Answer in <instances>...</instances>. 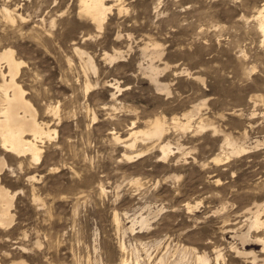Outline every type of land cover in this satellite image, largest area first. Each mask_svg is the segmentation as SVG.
Masks as SVG:
<instances>
[{"label": "rangeland", "instance_id": "1", "mask_svg": "<svg viewBox=\"0 0 264 264\" xmlns=\"http://www.w3.org/2000/svg\"><path fill=\"white\" fill-rule=\"evenodd\" d=\"M263 3L108 0L112 8L100 29L79 13L78 0H0V50L11 47L23 61L16 80L38 118L56 129L40 163L6 160L2 181L14 193L15 215L0 229L1 263L136 264L139 254L141 263L154 264L177 243L207 254L210 264H252L236 254L243 249L237 234L246 231L247 208L258 204L264 219V144L219 166L210 158L226 134L248 146L264 142V47L255 19ZM152 43L160 45L157 53ZM150 63L168 92L150 80ZM201 104L195 121L203 118L219 133L174 128L173 117ZM48 105L57 107L55 117ZM158 115L169 129L159 143L169 140L176 151L179 142L190 154L159 161L155 147L124 159L143 148L131 152L111 132L126 138L132 121L143 129ZM187 203L194 207L189 213ZM144 205L166 210L148 230L123 233L135 213L146 214ZM139 240L150 243L149 261ZM244 249L264 264L261 245Z\"/></svg>", "mask_w": 264, "mask_h": 264}, {"label": "bare ground", "instance_id": "2", "mask_svg": "<svg viewBox=\"0 0 264 264\" xmlns=\"http://www.w3.org/2000/svg\"><path fill=\"white\" fill-rule=\"evenodd\" d=\"M106 1L108 0H78L79 13L89 18V20H91L90 22L93 25L95 24L97 28L101 29L103 22L105 21L107 17V14L110 12L112 8V5H107ZM4 11L9 17H11L9 11H6V10ZM256 11H257L256 16H255V19L257 21L256 29L261 35L260 42H261V45L264 47V3ZM152 44H153L154 53L155 52L157 53V50L155 49L157 48L159 44L157 43H152ZM144 47L147 48V45H144ZM120 55L121 54H119V56ZM107 56L111 58V60L117 57V56L111 57L110 55L106 54V57ZM22 62H23L22 60H19L16 58L15 50L13 48L4 47L0 50V229H7L13 222L14 215H15L14 212H12V209L14 208L13 207V197H15L14 193L12 194L11 191H9V189L3 184V181H2L3 179L2 174L4 173L5 168L10 166V165H7V161H6L7 158H12V157L19 158L20 161H23L24 159H29L31 162L40 163L43 159V152H44L43 144L48 139H51L53 134H56V129L51 128L49 126V122L38 118L39 116H38L36 107L30 100L26 98L25 90L21 87V85L16 80L17 74L19 73L18 72L19 67L22 64ZM2 64H4L6 71L2 70ZM147 66L148 65L144 67L145 69L147 68L146 70L150 71L149 73L147 72V74H149V78L154 83L156 89L166 90L168 92L169 89L167 88L166 85H163L160 83L158 84V80H157L158 77L156 76L158 75V70H159L158 66L154 65L153 63H150L149 66L148 67ZM185 73H189V72H185ZM196 78H198L199 80L198 76H196ZM110 85L112 86V83ZM89 87L90 85L86 84L85 89L87 90ZM115 88L117 90H120V86L117 84V82L115 84ZM113 95L114 94H112V96ZM256 101H260V100L256 99ZM202 104L204 105V102ZM202 104L195 105L193 107V111L186 110L187 112L182 113L181 116L173 117L172 121H173L174 128L179 130L181 133H189V134L192 133L193 131L197 133L201 131H207L210 129L214 132L212 133L215 135L219 133L220 130H218L217 127H215L209 122H206L203 118H200L198 121H195V116H198ZM46 110L45 111L47 112V114H50L51 116L55 117L57 115V111H56L57 107L55 106L48 105L46 107ZM160 117L158 115V117H154L153 119L147 120L145 123V128L143 127V129L137 128L138 124H136V121H132L131 127H129L130 133L128 137L126 138H121L117 134L118 132L116 133L111 130L112 131L111 134L113 135L112 138L115 141L122 143L123 144L122 146H124L128 150H131V152L136 151L139 146L143 148V149H139V151H137L133 155H129V154L127 155L124 153V155H122V157L125 156L123 157L124 159L126 158L129 161L133 157L142 156L141 154L143 152L151 151L153 148L157 147L158 152H159L158 159L160 158L159 159L160 161L164 159H169L175 153L181 152L185 149L182 146V144L179 142H176V146H175L176 151H174L173 149L174 147L171 145L169 140L166 142L162 141V143H159L161 140L164 139L163 137L166 136V131L169 130L166 128V122L162 120ZM93 118H96V117L93 116ZM236 140H234L233 137H230V135H227V134L224 135L221 145L219 144L220 145L219 152H217L216 155L210 158V162L216 166H219L227 162L231 156L244 155L250 152L248 151L249 149L255 150V148L257 149L259 146L264 144L262 140H255V143L253 145L249 144L248 146L244 143H239ZM181 153H183L184 155L188 153L190 154L189 151L181 152ZM203 165H205V162L203 163ZM33 177L34 176L29 177V178H33ZM216 180L218 181V179ZM134 183L138 185L137 186V190H138L141 187V184L139 183L138 180H135ZM100 190L102 193L106 192L102 184H100ZM36 200L37 198H35V201ZM257 205L254 211L251 208L246 209L247 212L250 213V215L246 219L248 220V222L245 223L246 231H240V233L237 234L238 239L240 240V243H241L240 245L243 247V249L236 248V254H238L239 257L240 256L241 257L250 256V259L252 258V264L257 263V255L255 254L253 250L246 251L244 249L245 245H248V244L261 245L262 249L264 250V219L263 217L261 218L260 206H257ZM186 207H187V213L191 212L194 208L192 207V205L188 203ZM162 209H163L162 206L153 207L151 205H144L143 210L146 214L143 215V213L141 212L142 210H141L139 213L138 212L135 213L131 217V219L128 217L130 220V224L129 226H127V228L125 229L123 228L124 230L123 233L126 230L132 233H135V229L137 227L140 228L139 230H145V231L148 230L150 228L152 220L156 218L158 214H160ZM163 210H166V209H163ZM123 214L125 217H127L126 212ZM113 219L115 220L116 228L119 231L122 221L120 220V217H118V214L116 213ZM0 244H1V241H0ZM40 244H41L40 242L38 241L36 242L37 246H40ZM149 244L146 242L140 241V245L145 251V255L147 256L148 261L151 258V253L149 252L150 250L146 247ZM153 244L155 245L156 251H158L157 249L161 244L160 240L154 241ZM119 245H120L119 248H121V251H125L127 249L124 241L119 242ZM151 246H150V249H153V247L151 248ZM27 250L28 248L24 246H20V251L23 254L26 253ZM197 251L198 250H196L195 248H190L188 246H185L184 244L181 245V244L176 243L175 248L173 249V253L171 252L172 253L171 255H170V252L163 253V255H161L158 259H156L154 264H190L193 258L195 259L194 263L210 264V259L207 257V254H197ZM216 252H217V255L215 256V258L219 260L222 254L220 253V250L218 251L216 250ZM135 253L136 252H134V254ZM138 255L136 254L135 263L136 264H146V263L140 262ZM164 255L166 258L164 257ZM121 261H122L121 264H130L127 259H123ZM0 264H2L1 261H0Z\"/></svg>", "mask_w": 264, "mask_h": 264}]
</instances>
